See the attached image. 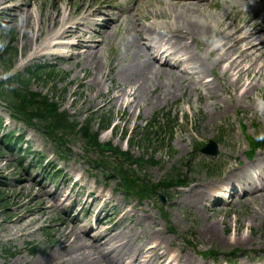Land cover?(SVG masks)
Returning a JSON list of instances; mask_svg holds the SVG:
<instances>
[{
  "label": "rangeland",
  "instance_id": "rangeland-1",
  "mask_svg": "<svg viewBox=\"0 0 264 264\" xmlns=\"http://www.w3.org/2000/svg\"><path fill=\"white\" fill-rule=\"evenodd\" d=\"M154 1L156 0H8L0 3V79L5 77L2 58L7 56H11L13 72H23L25 67L34 62L55 64V69L67 73L64 81L58 80L54 85L53 80H35L29 88L48 96H56L60 107L66 109L71 118L83 124L90 121L91 130L98 129L99 118L109 119L108 127L114 126L113 130L102 129L100 140H110L118 147L129 148L133 156L143 155L146 159V162L137 167L130 166L131 170H140L142 166L140 174H146L154 181L168 173L180 174L181 178L189 181L185 187L165 188L161 185L156 189L155 193L160 191L166 198L162 203L163 212V207L158 208L161 201H156L157 198L151 194L153 192H144L147 194L146 198L138 201L136 196H126L114 181H108L104 187L100 186L99 180L105 179L104 172L89 165V157L96 155L93 152L83 154L82 137L71 138L63 143L64 150H69L70 156L67 160H62L53 154L57 144L34 127L13 119L4 100L0 98V119L6 122L5 129H0V138L8 130L18 129L24 136V145L30 148L27 155L23 156L24 152L19 151V148L7 150L0 141V264H65L63 248L59 247V234L61 230L73 225L69 221L74 219L73 216L80 214L85 219L88 207L84 204V198L89 191L88 187L103 189L108 195L112 193L113 203L119 207H127L135 219L126 217L123 221L127 225L123 230L125 235H143V227L153 220L162 233L172 240L166 247H171L174 251L187 250L200 263L224 264L228 256H232V264L264 261V211L257 200L234 197L228 203H223L219 192L218 203L216 200L211 201L212 195L201 203L186 196L188 190L197 188V182L210 184L222 179L224 162H247L246 150L251 149L252 143L264 135V112L258 111L259 108H264V75L256 77V88L247 95H242L248 84L247 77L244 76L237 90H234L222 70L225 63L212 62L215 52H210L207 56L212 45V34L223 28V23L239 25L246 20L250 21L257 13L262 14V11L260 8L247 9L248 4L256 0H238L239 6L230 5L227 0H220L215 4L204 1L199 6L206 16L198 13L200 19L208 17L218 22L220 17H224L214 25L212 31L208 28L203 35H197L193 40L167 35L172 37L171 48L179 53L186 51L190 54L193 52L196 57L207 56L210 66L203 80L212 82V86L207 89L203 85L196 86L188 77L183 76L179 71L182 65L176 69L181 78L170 72L173 67H166L168 70L158 75L152 70L149 72L147 64L143 69L141 60L145 59V54L135 42L133 18L138 17L139 27L144 35L143 44L147 48L154 41L152 38L149 43L146 38L149 37L150 22L154 18L170 19L161 7L162 2ZM89 3L91 4L87 8ZM9 7L12 9L9 10ZM56 7H61L64 14L70 11L69 22L66 24L77 21L90 8L101 11L96 13L97 18H100L97 20H108L111 16H118L119 19L112 21L110 28L103 31L86 26L90 31L89 41L95 47L78 55L74 61L68 54L72 53L73 56L85 49L75 46V41L68 48L44 47L36 53L37 46L46 44L44 40L47 31L54 23L49 13L55 12ZM79 21L88 23V19ZM36 32L40 34L37 36ZM154 34L159 38L163 37L159 33H152L150 36ZM153 61L160 64L158 58ZM129 63L136 65L135 70H126ZM258 65H264V57L258 60ZM53 86L57 93H53ZM136 89L138 90L133 93ZM228 91L232 92V97L228 96ZM143 95L145 97L142 99ZM135 99H141L140 104L137 105ZM128 102H133L134 105L130 107ZM158 110L170 111L169 118H175L170 140L167 139L168 135H160L163 133L159 130L156 132L160 134L155 132V124L151 132L150 129L146 132L148 120ZM126 136L129 137L128 145ZM209 138L218 143V154L215 156H208L195 149L196 145L201 146ZM263 150L264 146L255 148L251 158ZM19 156H23L22 163L17 161ZM37 157H45L46 162L50 159L55 161L57 168H61L60 173L44 176L43 170L46 171L47 166L37 168L39 161H34ZM65 171L69 175L75 174L74 177L81 176L83 182L89 183L88 187L82 186L83 199L74 210L71 208L66 211L63 210L64 207L58 208L55 205L43 208L48 204V198L45 195L43 197L46 201L42 198L40 185L43 184L47 190L54 186L70 189L64 182ZM80 188L76 187L72 193L76 194ZM211 203L212 209H208ZM109 211L108 205L104 212ZM95 214L96 211L84 226L94 224ZM113 217L111 223L118 221L119 214H114ZM211 220L217 223L220 236L208 240L204 238L202 229L205 222ZM82 222L84 220L77 224ZM120 223H117V230ZM95 228L96 226L88 228L86 237H92ZM149 231H154L152 224L146 228V232ZM83 239L77 238L78 245L83 243ZM128 245L132 247L133 242ZM73 249L77 251V248ZM207 251L208 256H204Z\"/></svg>",
  "mask_w": 264,
  "mask_h": 264
},
{
  "label": "bare ground",
  "instance_id": "bare-ground-1",
  "mask_svg": "<svg viewBox=\"0 0 264 264\" xmlns=\"http://www.w3.org/2000/svg\"><path fill=\"white\" fill-rule=\"evenodd\" d=\"M5 1L8 0H0V3ZM160 1L162 2L161 7L169 15L170 19L157 21L154 18L150 22L149 37L146 38L149 43L152 38L154 41L150 43L148 48L143 44L142 37L144 35L142 29L139 27L138 17L133 18L135 22L134 29L136 31L135 42H137V46L145 54V59L141 60L143 69L145 64H147L148 69L150 68L149 72L152 70L158 75L162 71L168 70L166 67H173L174 69L170 72H173L176 77L181 78L180 73L176 69L177 66L182 65L179 71L183 76L188 77L196 86L203 85L209 89L212 86V82H206L203 78L210 66L207 56L210 52H215L216 56L212 62L217 63L216 61H222L225 63L222 70L228 78V84L232 85L234 90H237L244 76L247 77L248 81L246 83L248 84L245 86L242 95H247L250 90L257 87L256 77L264 75V65H258V60L264 57V0H256L248 4V10L260 8L262 11V14L257 13L250 21L246 20L239 25L237 23L230 24V22L223 23L224 27L219 28L218 32L212 34L210 41L212 45L205 57H196L193 52L191 54L186 51L179 53L178 50L172 49L170 41L172 37L167 35L171 34L177 38H191L193 40L197 35H203L208 28L212 31L214 25L218 24L224 17H220L219 20L217 19L218 22H214V20L208 17L200 19L197 14H203L204 11L200 8V3H196L193 0H156L154 3H160ZM229 1L230 5L239 6V2H235L234 0ZM90 4H87L86 7L88 8ZM8 9L11 10L12 8L9 7ZM66 10L67 7L65 8ZM96 12H100V10L90 8L80 19L66 24V22H69L70 11L64 14L61 7H56L55 12L49 13L54 23L47 31L44 40L46 44L45 46H37L35 52H40L44 47L68 48L70 45L73 46L72 41H75V46L85 48L80 52H76L73 56L72 54L68 55L73 61L76 60L78 55L84 54L88 49L95 47V44L89 41L91 39L89 28H93L98 22L92 21V17ZM137 14L139 16L140 12ZM155 14L157 15V12ZM224 15L226 16V14ZM83 19H88V23L79 21ZM118 19V16H113L110 21L116 22ZM109 26H111L109 21L104 22L100 27V31L105 30ZM152 33H159L165 38H159L157 34L150 36ZM39 34V32H36L37 36ZM216 35L223 37V44L219 47H213V38ZM157 55L172 59L176 68L173 65H167L165 61L155 64L153 60H155ZM131 63L128 64L126 70H135L136 65ZM142 81L144 79L140 81V85H142ZM137 90L133 91V93ZM229 93L228 96L232 97V92ZM144 97L145 95L142 96V99ZM135 102L138 105L141 99H135ZM128 105L132 107L134 103L128 102ZM219 109L222 110L221 105H219ZM258 111L264 112V108H259ZM233 157L235 160L236 155ZM65 178L66 183H69L71 176L66 174ZM81 180L82 178L79 177L74 181V184H78ZM235 182H238L240 185L241 194L239 197L244 198V200H257L264 211V150L258 152L254 158L249 159L245 163L239 161L238 164H235L234 161L224 162V173L221 180L210 182V184L207 182H197V188L188 190L186 196L193 201L198 200L203 203L204 199H207L216 189L222 186H230V190L234 192L235 187L233 183ZM40 188L43 192L42 198L44 199V195L48 198L47 201L44 199L48 204H45L43 208L54 205L58 208L69 207L79 201V196L83 194V192H80L74 197L71 193V188L65 189L64 187H56L53 191H49L43 184L40 185ZM103 198L104 201L98 208V213L104 209L106 201H111L112 196L105 198L103 190H97L96 188L89 189L85 199L89 207L84 222L78 225L77 222L80 221V217L75 216L74 219L69 220L70 224L73 225L61 230L59 234V247L63 248L62 255L65 256V264H204L189 255L187 250L182 251L179 249L174 251L171 247H166L165 245H170L172 240L169 236L162 233L163 231L156 226V222L153 220L143 227V235L136 233L133 237L125 235L123 230L127 225L123 221L126 217L135 219L125 206H116L107 217L97 218L96 225H94L96 226L94 235L86 237V229L90 226L84 225L88 223L89 215ZM114 214H119V219L111 223V216ZM32 222L33 220L31 219L30 223ZM118 222H121V225L117 230ZM151 224L154 231L152 233L149 231L148 233L146 232V228ZM217 227V223L213 220L205 222L202 229L204 238L208 240L218 238L220 233ZM78 237L84 238L81 245H78ZM131 241L133 242L132 247L128 245ZM73 248H77V251ZM80 249L82 250L79 251Z\"/></svg>",
  "mask_w": 264,
  "mask_h": 264
},
{
  "label": "trees",
  "instance_id": "trees-1",
  "mask_svg": "<svg viewBox=\"0 0 264 264\" xmlns=\"http://www.w3.org/2000/svg\"><path fill=\"white\" fill-rule=\"evenodd\" d=\"M2 60L5 65L4 71L7 74V80H0V97L6 101L14 118L22 120L28 125L34 126L42 133L53 137V139L58 142L64 141L65 136H68L72 133V131H80L89 146H96L95 148L98 150V154L100 155L97 163L107 169L114 167L113 169L116 170V173L118 174L116 176L120 177L121 180H124V184H126L127 187H134L139 184L136 192H143L145 190L154 191V188L159 182L157 184H150L149 179H144L141 176H135L138 184L136 182L129 184L130 177L126 169H123L122 165L115 164L114 160L109 159L108 155H105V151L110 150V155L115 159L118 154L126 156L127 159H133L129 156L128 152L118 153L119 150L111 146L109 143L100 144L97 140L96 132H91L87 125L77 128V122L75 120H70L66 111H60L58 109L57 102H55L53 98H50L46 94H42L38 91H33L29 88L32 79H45L49 76L56 77L58 74L54 73L53 68L50 67L45 71L43 67L36 65L33 67V70L29 68L26 69L27 75L20 72L10 74L11 56L2 58ZM14 83L16 85H14ZM166 115H168V113L161 114L160 117L159 113H156L151 119L149 125L157 122L158 127L161 129L163 128L162 130L164 133L167 132L171 134L172 126L169 118H166ZM136 160L135 162H137ZM175 179H178L180 182L182 181L179 175L177 178H175V176L167 175L165 177L166 183H163L169 184ZM1 200L2 196L0 195V201Z\"/></svg>",
  "mask_w": 264,
  "mask_h": 264
},
{
  "label": "water",
  "instance_id": "water-1",
  "mask_svg": "<svg viewBox=\"0 0 264 264\" xmlns=\"http://www.w3.org/2000/svg\"><path fill=\"white\" fill-rule=\"evenodd\" d=\"M201 151L207 152V153H216L217 152V145L216 142L212 139L209 140V142L204 145V147L201 148Z\"/></svg>",
  "mask_w": 264,
  "mask_h": 264
},
{
  "label": "clouds",
  "instance_id": "clouds-1",
  "mask_svg": "<svg viewBox=\"0 0 264 264\" xmlns=\"http://www.w3.org/2000/svg\"><path fill=\"white\" fill-rule=\"evenodd\" d=\"M223 44V37L220 35H216L213 38V47H219ZM259 139H264V135L258 137Z\"/></svg>",
  "mask_w": 264,
  "mask_h": 264
}]
</instances>
